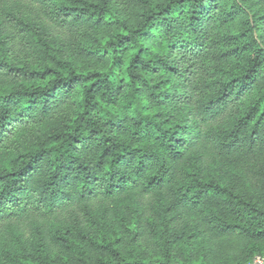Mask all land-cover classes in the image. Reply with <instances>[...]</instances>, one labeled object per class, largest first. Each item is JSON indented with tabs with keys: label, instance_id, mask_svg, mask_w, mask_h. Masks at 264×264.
Segmentation results:
<instances>
[{
	"label": "trees",
	"instance_id": "obj_1",
	"mask_svg": "<svg viewBox=\"0 0 264 264\" xmlns=\"http://www.w3.org/2000/svg\"><path fill=\"white\" fill-rule=\"evenodd\" d=\"M264 254V0H0V264Z\"/></svg>",
	"mask_w": 264,
	"mask_h": 264
},
{
	"label": "rangeland",
	"instance_id": "obj_2",
	"mask_svg": "<svg viewBox=\"0 0 264 264\" xmlns=\"http://www.w3.org/2000/svg\"><path fill=\"white\" fill-rule=\"evenodd\" d=\"M252 264H264V254L257 256Z\"/></svg>",
	"mask_w": 264,
	"mask_h": 264
}]
</instances>
